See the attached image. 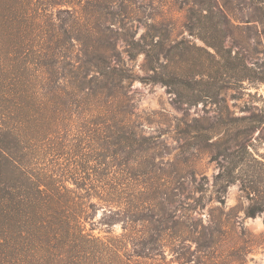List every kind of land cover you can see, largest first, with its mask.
Instances as JSON below:
<instances>
[{"label": "rangeland", "instance_id": "rangeland-1", "mask_svg": "<svg viewBox=\"0 0 264 264\" xmlns=\"http://www.w3.org/2000/svg\"><path fill=\"white\" fill-rule=\"evenodd\" d=\"M114 2L111 11L116 21L112 25L107 21L105 26L110 27L108 41L114 42L124 67L138 77L148 74L143 53L129 60L122 35L128 33L137 41L147 26H155L159 38L168 39L165 49L181 43L169 69L186 77L187 84L180 90L190 104L176 103L171 90L160 83L145 84L139 80L117 87L112 79L108 80L106 86L113 93L108 95L105 90L107 95L100 96L93 84H84L74 74L58 69L65 79L44 101L63 104L71 111L61 117L59 130L53 138L50 135V142L56 139L60 147H77L81 140L84 146L79 153L71 147L58 154L50 149L45 157L35 160L41 164L35 166L57 174L83 161L84 155L91 157L90 161L85 160L89 168L113 171L112 181H64V186L73 191L71 197L86 203L85 215L92 219L84 227L94 237L124 235L142 243L136 245L138 250L143 246L148 252L152 240L167 227L169 235L159 249L162 256L154 258L158 262L264 264V212L254 218L244 216L247 200L237 182L228 186L222 206L212 201L210 193L218 173L217 164L212 161L214 143L227 142V152L242 143L264 164V26L255 5L250 0ZM200 8L219 9L225 18L221 26L223 46L252 69L247 74L253 80L240 81L237 61L233 62L236 69L220 68L213 50L189 34L186 17L190 9ZM75 50L71 56H80ZM108 61L111 67L118 66L117 59ZM71 62L79 64L74 57ZM208 71L212 78L207 79ZM91 76H86V80ZM213 79L219 87L216 96L208 99L206 94L211 97ZM53 84L47 88L52 90L57 85ZM54 95L58 98L54 99ZM197 96L198 103L194 102ZM100 112L116 115L102 116ZM116 127L123 129V134L134 135L132 144L118 150L98 145L107 137L113 140L118 135ZM95 154L100 155L96 161ZM94 170L86 176L94 179ZM199 184H203L202 193L195 189ZM114 188L121 194L115 193ZM100 200L121 202L120 212H116V205L106 208ZM135 201L141 218L138 220L131 215Z\"/></svg>", "mask_w": 264, "mask_h": 264}, {"label": "trees", "instance_id": "trees-1", "mask_svg": "<svg viewBox=\"0 0 264 264\" xmlns=\"http://www.w3.org/2000/svg\"><path fill=\"white\" fill-rule=\"evenodd\" d=\"M250 1L264 26V0ZM114 5V0H0V264H164L154 258L162 256L159 249L164 237L169 235L167 227L152 240L148 252L143 246L138 250L136 245L142 243L128 240L124 235L101 239L85 230V224L92 219L85 215L86 203L72 198L73 191L64 183L92 180L101 183L109 178L112 181L115 180L113 171L89 168L85 160L90 161L91 157L84 155L83 161L75 162L74 167L70 164L72 168L57 171V174L35 166L41 165L35 160L45 157L50 149L58 154L71 147L79 153L84 146L80 140L77 147H60L56 139L53 142L49 139L59 130L61 117L71 111L63 104L51 105L44 101L59 89L60 81L65 79L64 71L74 74L75 79L84 84H93L100 96L112 95V90L106 86L108 80L112 79L115 87L139 80L145 84L160 83L171 90L176 103L190 104L180 90L187 84L186 77L169 69L181 43L165 49L168 39L159 38V30L153 25L147 26L137 41L132 35L123 34L129 60H134L139 53H143L146 60L148 74L134 75L124 67L114 42L108 41L109 25L116 21L111 11ZM186 21L189 34L213 50L220 68L228 70L236 66V69L233 62L237 61L240 81L253 80V76L247 74L252 69L223 46L221 26L225 18L219 9H190ZM74 50L80 53L73 56L79 63L77 66L71 62ZM110 58L117 59V67L110 66ZM58 69L63 73L59 74ZM211 71L207 72V79L212 78ZM90 74L92 76L86 80ZM214 80L210 83L211 97L206 94L208 99L216 96L219 87ZM51 83L57 84L52 90L47 88ZM196 99L194 102H200L198 96ZM115 130L117 137L113 140L107 137L98 145L118 150L132 144V133L123 134L120 127ZM226 143L220 141L211 145L215 151L212 161L218 167L210 191L212 201L224 205L228 186L237 182L247 200L244 216L254 218L264 212V164L253 157L248 146L241 143L227 152ZM95 156L94 161L100 157ZM91 170L96 173L94 179L86 176ZM195 189L202 193L203 184ZM114 191L121 194L120 190ZM101 202L106 208L109 204L116 205V212H120L121 202ZM131 211L134 219H141L136 201ZM128 245L133 248L129 250Z\"/></svg>", "mask_w": 264, "mask_h": 264}]
</instances>
